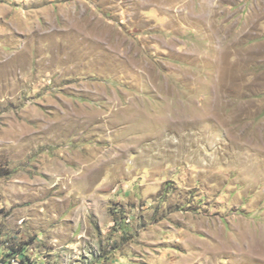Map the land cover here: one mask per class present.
Instances as JSON below:
<instances>
[{
	"label": "rangeland",
	"instance_id": "rangeland-1",
	"mask_svg": "<svg viewBox=\"0 0 264 264\" xmlns=\"http://www.w3.org/2000/svg\"><path fill=\"white\" fill-rule=\"evenodd\" d=\"M35 236L264 264V0H0V255Z\"/></svg>",
	"mask_w": 264,
	"mask_h": 264
},
{
	"label": "trees",
	"instance_id": "trees-1",
	"mask_svg": "<svg viewBox=\"0 0 264 264\" xmlns=\"http://www.w3.org/2000/svg\"><path fill=\"white\" fill-rule=\"evenodd\" d=\"M35 240H36V236L31 237L30 240L26 242H19L16 245L12 243L8 245L7 251H3V254H4L3 256L6 259H9L8 260L9 264H14L13 261L11 260L12 258L16 259L20 264H29L30 263L29 261L31 260V258L26 253V247L29 246Z\"/></svg>",
	"mask_w": 264,
	"mask_h": 264
},
{
	"label": "built area",
	"instance_id": "built-area-1",
	"mask_svg": "<svg viewBox=\"0 0 264 264\" xmlns=\"http://www.w3.org/2000/svg\"><path fill=\"white\" fill-rule=\"evenodd\" d=\"M13 263L14 264H20L18 261L16 262V261H14L13 260ZM0 264H9L7 261H5L4 259H3V257L0 255Z\"/></svg>",
	"mask_w": 264,
	"mask_h": 264
}]
</instances>
